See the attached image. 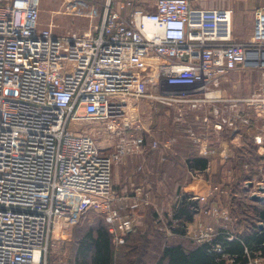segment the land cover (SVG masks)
<instances>
[{"label": "built area", "instance_id": "2783aa9c", "mask_svg": "<svg viewBox=\"0 0 264 264\" xmlns=\"http://www.w3.org/2000/svg\"><path fill=\"white\" fill-rule=\"evenodd\" d=\"M204 1L105 0L99 9L65 0L66 14L100 20L84 32L61 33L53 22L41 25L40 0H0V264H53L56 240L92 211L118 237L136 231L135 210L147 194L136 188L117 206L112 176L115 163L145 152V138L132 132L140 129L134 110L143 101L198 114L199 129L190 127L185 136L209 160L206 172L213 159L233 157L248 128L264 157V6L255 11L252 38L237 41L233 10ZM245 69L262 74L258 89L228 94L230 74ZM87 124L115 134L112 152ZM226 132V143L209 139ZM201 184L191 200L226 192L217 183ZM263 184L249 197L264 203ZM218 234L208 226L196 243ZM213 250L228 257L221 245ZM246 255L242 264H263L262 251L246 248Z\"/></svg>", "mask_w": 264, "mask_h": 264}, {"label": "rangeland", "instance_id": "374dc122", "mask_svg": "<svg viewBox=\"0 0 264 264\" xmlns=\"http://www.w3.org/2000/svg\"><path fill=\"white\" fill-rule=\"evenodd\" d=\"M64 1L65 0H40V22L43 27L53 22L56 30L61 33L67 31L84 32L90 27L92 22L100 20L98 17L92 20L66 14L63 7ZM255 1L264 6V0ZM84 2L87 5H95L99 9H102L105 0H84ZM256 9L257 8L252 6L235 7V12H233L235 40L246 41L252 38ZM261 80L262 74L260 72H252L249 69H245L230 74V78L224 85V89L231 95L246 96L258 89ZM134 115L138 118L139 123L137 126H139L140 129H134L132 132H137L139 136L142 135L147 142V147L144 153L129 156L124 161H119L114 164L112 184L115 196H117L115 201L117 206H121L122 186H136L135 188H140L147 194L148 201L138 216V225L134 232V236L137 237L136 241L142 240L143 244L148 246L146 250L147 255L143 256L146 264H154L155 261H151V258L155 257V255H159L160 251L158 248L163 249L167 245L179 242L177 237H174L175 239L172 238V235L175 234L173 230L179 228L176 227L178 221H176L174 225L170 222L171 217L168 210L172 209L174 206H177V209L180 208L181 199H183L185 195L190 199V193L181 195L185 189H198L201 182L205 180L215 184L217 183V185L222 186L226 192H229L230 188L232 190L235 184H237L236 182L240 181V190L243 191L244 196L247 195V198H249V193L251 191L262 186L259 184H262L264 179V157L258 153V149L254 146V143L251 144L252 140L250 134H253V132L248 130L249 128L245 129L244 133L237 137L239 139L237 140V144H240V147H236L235 149V146H233L232 158L226 160L217 158L214 164L213 161L211 162V165L213 164L211 166V172H215L214 174L217 175V178H214L212 181L207 180V174L204 176L202 174L199 175L197 172H191L184 163L188 160V157L195 154V150L199 154V151L195 148L197 146L196 143L185 136V132L188 128L192 127L196 130L199 129L200 123L196 119L198 114L182 116L178 109L172 106L153 103L147 100L141 102L138 109L134 110ZM136 124L137 123H135V125ZM195 125H197V127H195ZM83 128L92 132L99 144L101 143L105 152H112L114 150L117 144L115 134L104 129L101 130L96 127V125L94 126L92 124H87L83 126ZM226 133L220 136L211 135L209 139L210 141L217 140L218 142L221 141L226 143L230 136V133ZM155 140H158L163 146L166 142H173L172 146L166 151L164 148L157 149L161 154L163 153V156H158V159L151 146ZM244 147H246L245 153L240 150V148L243 149ZM186 148H189L192 153L186 154ZM252 148H254V150H252ZM166 152H172L173 158L178 161L171 163L166 160L164 156L167 154ZM244 154H246V156H244ZM241 158L243 159L240 163ZM202 176H204V178H202ZM243 177H245V179H243ZM236 186L238 187L239 185ZM233 194L234 192L226 193L224 194V198L216 195L220 198L219 203L222 202L224 204L221 213L218 214L219 217L228 219L230 217L229 214L233 211V207L237 208L238 211L240 204H238L237 201L234 202V198H232ZM246 200L248 201V199ZM205 202L207 201H204L203 205L206 204ZM227 212L229 214H227ZM99 220H102L101 222H104V225L107 224L110 231V224L106 217L99 215L95 211L90 212L87 217L77 225L80 226L79 230L87 231L88 228L96 226V224L100 222ZM193 226V224L186 226L184 234H189L191 236L189 238L196 237L200 231L198 227ZM173 227L175 229H173ZM205 228L207 229L208 226ZM71 233L72 235L69 237L71 238L70 240H67L68 236L65 233L66 238L65 236L59 237V239L56 240V244L53 245L54 247L51 250V262L53 264H68V257H72L75 261L79 238L75 237L74 231ZM110 233L113 237L115 249L119 252L121 247L125 244L126 239L122 238V236L118 237L111 231ZM170 233H172V235ZM121 239H124V241L121 242ZM147 242L150 245H148ZM183 242L187 243L188 240H184ZM140 244L138 245L140 246Z\"/></svg>", "mask_w": 264, "mask_h": 264}, {"label": "trees", "instance_id": "16d2710c", "mask_svg": "<svg viewBox=\"0 0 264 264\" xmlns=\"http://www.w3.org/2000/svg\"><path fill=\"white\" fill-rule=\"evenodd\" d=\"M240 150L245 153L246 147L240 148ZM158 154L160 153L158 152ZM165 159L171 163L178 161L168 154L165 155ZM184 163L191 171H203L207 168L209 160L201 158L195 153L188 157V160ZM236 183L235 187L240 192L237 202L240 205L238 211L233 212L239 215L233 232L226 228L220 229L219 234L214 236L211 242H206L202 245L191 242L188 244L177 242L173 245H167L163 249L158 248L160 251L159 255H155V257L151 258V261L154 260V264H229V259L234 258V263L242 264L248 262L246 248L260 250L264 255V226L260 225L261 222H264V203L249 200L247 195L244 196L243 191L240 190L241 182ZM236 185L239 186L237 187ZM188 198L187 195L184 196L181 206L174 216L175 218L170 219L173 225L175 223L174 220H180L176 226L179 228L173 230L177 235L185 232L186 221L191 222L193 220L194 211L199 207L198 201ZM99 221L101 222L102 220ZM100 222L96 226L88 228L87 231L79 230L80 226L77 224L64 230L61 236L66 238L67 234V240L71 239L69 237L72 235V231L75 232V237L79 238L75 261L72 257H68V264H146L143 256L147 255L148 246L144 245L142 240L136 241L137 237L134 236V233H131L126 236L125 244L117 252L109 226L107 224L104 225V222ZM173 229L175 228L173 227ZM228 232L235 236L234 239L230 240L228 238ZM147 244L150 245L148 242ZM216 245H221L228 257H223L222 253L214 251L213 249Z\"/></svg>", "mask_w": 264, "mask_h": 264}, {"label": "crops", "instance_id": "0c3cea01", "mask_svg": "<svg viewBox=\"0 0 264 264\" xmlns=\"http://www.w3.org/2000/svg\"><path fill=\"white\" fill-rule=\"evenodd\" d=\"M204 4H205V6L210 7V8H231L233 10V12H235V7H244V6L251 7L252 6V7L257 8V9L259 7H262V5L257 3V1H255V0H205ZM252 36H253V33H252ZM246 41H248V40H246ZM100 146H101V143H100ZM101 148H103V147L101 146ZM195 148L198 150L197 146ZM166 150H168V149H165V151ZM156 151H158V150H156ZM156 151H154L155 152L154 154H156V158L158 157V155L160 157L163 156V153L161 154L160 151H158L160 153V154H158V152H156ZM162 151H163V149H162ZM190 152H191V150L189 148H186V152L185 153L188 154ZM194 152L197 154V156L201 157L197 153L196 150ZM166 153L167 154L169 153L170 156H173L172 152H166ZM133 158H135V157H133ZM201 158H203V157H201ZM212 161H213V164H214L215 159H213ZM211 162H210V171L209 172H206L205 169L203 171H195V172L199 173V175L202 174L204 176L207 174L206 178L208 180L212 181V180H214V178H217V175L214 174L215 172H211V168H212L211 166L213 165V164L211 165ZM204 176H202V178H204ZM135 187L136 186H134V187H126V186L123 187L122 186L121 187V206H123L124 204L129 202V199L126 198V195L132 194L134 189H136ZM202 189H203V185L200 184L198 189H195V188H190L189 189V188H187V189L184 190L183 194H181V195H184V194H187V193H190V194H193V195H198L200 192H202ZM230 190H231V188H230ZM230 190H229V192H225V193H219L218 192L214 196L209 197L207 202H205L206 204L204 203L205 205H203V202H202V204L200 202H198L199 207L194 211L193 220L191 222H187L186 221V224L187 225L193 224L194 225L193 227H198V230H203L206 226H213L216 230H220V229L226 228V229L230 230L231 232H233L234 228L237 225V221H238V218H239V215H236L235 213H233V212H237V208L233 207L232 208L233 211L231 212V214H229L227 212V214L230 215V217L228 219L218 216V214L221 213V210L224 207V204L222 202L219 203L220 202V198L217 197V196H221V197L224 198V194L230 193V192H234L233 197H232V198H234V202L237 201V199L239 197L238 193H240V192L235 186H234V188L231 191ZM182 200L183 199H181V202H182ZM249 200H251L253 202H257V201H254L252 198H250ZM181 202H180V204H181ZM178 209H177V206H174V207H172V209L168 210L169 211V215H170L171 218H173V219L175 218L174 216L177 213ZM141 210L142 209H136L135 211H136L137 214H140ZM176 221H180V220H174V222H176ZM181 221H182V219H181ZM132 233H134V232H132ZM129 234H131V233H129ZM129 234H127V235H129ZM183 234L184 233H181L179 235L173 234L172 238L175 239L174 237H177V240H179V242H182V243H185V242H183L184 240H188V242L185 243V244H188L190 242L193 243V244H197L196 243V237L189 238V237H191L189 234L188 235H186V234L183 235ZM126 236H125V239H126ZM185 236H187V237H185ZM170 245H173V244H170ZM263 264H264V261H263Z\"/></svg>", "mask_w": 264, "mask_h": 264}, {"label": "water", "instance_id": "95a60500", "mask_svg": "<svg viewBox=\"0 0 264 264\" xmlns=\"http://www.w3.org/2000/svg\"><path fill=\"white\" fill-rule=\"evenodd\" d=\"M252 199L257 202H263V198L257 194L253 195Z\"/></svg>", "mask_w": 264, "mask_h": 264}]
</instances>
